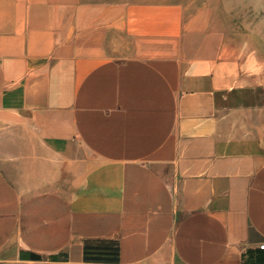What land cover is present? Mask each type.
<instances>
[{
    "label": "crops",
    "instance_id": "1",
    "mask_svg": "<svg viewBox=\"0 0 264 264\" xmlns=\"http://www.w3.org/2000/svg\"><path fill=\"white\" fill-rule=\"evenodd\" d=\"M225 48L194 0H0V264H264V90Z\"/></svg>",
    "mask_w": 264,
    "mask_h": 264
},
{
    "label": "rangeland",
    "instance_id": "2",
    "mask_svg": "<svg viewBox=\"0 0 264 264\" xmlns=\"http://www.w3.org/2000/svg\"><path fill=\"white\" fill-rule=\"evenodd\" d=\"M194 5L207 8L226 42L225 52L264 90V0H194Z\"/></svg>",
    "mask_w": 264,
    "mask_h": 264
},
{
    "label": "trees",
    "instance_id": "3",
    "mask_svg": "<svg viewBox=\"0 0 264 264\" xmlns=\"http://www.w3.org/2000/svg\"><path fill=\"white\" fill-rule=\"evenodd\" d=\"M86 258L98 261H118L119 244L113 242H99L87 244L85 247Z\"/></svg>",
    "mask_w": 264,
    "mask_h": 264
},
{
    "label": "built area",
    "instance_id": "4",
    "mask_svg": "<svg viewBox=\"0 0 264 264\" xmlns=\"http://www.w3.org/2000/svg\"><path fill=\"white\" fill-rule=\"evenodd\" d=\"M260 246H261L262 248H264V243H262Z\"/></svg>",
    "mask_w": 264,
    "mask_h": 264
}]
</instances>
